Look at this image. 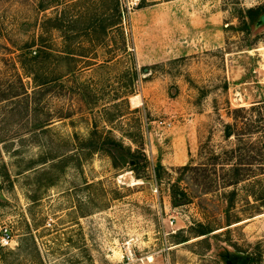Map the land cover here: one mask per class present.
Wrapping results in <instances>:
<instances>
[{
	"label": "rangeland",
	"instance_id": "1",
	"mask_svg": "<svg viewBox=\"0 0 264 264\" xmlns=\"http://www.w3.org/2000/svg\"><path fill=\"white\" fill-rule=\"evenodd\" d=\"M256 7L264 0H0V228L13 241L0 264H264ZM24 42L49 47L40 72L72 73L35 87L18 62ZM231 163L250 171L226 185Z\"/></svg>",
	"mask_w": 264,
	"mask_h": 264
},
{
	"label": "trees",
	"instance_id": "2",
	"mask_svg": "<svg viewBox=\"0 0 264 264\" xmlns=\"http://www.w3.org/2000/svg\"><path fill=\"white\" fill-rule=\"evenodd\" d=\"M114 12H117V8H113ZM247 14L250 19V21L253 23L257 18L259 17L260 14H264V7H256V8H250L247 9ZM119 21L111 23L109 26H117ZM52 28H55L61 32V37L64 38V28L60 23L54 22L52 25ZM33 44L31 42L27 43L24 42L21 47H20V52L18 54V62L21 66V68L25 71L26 75L29 76L34 84L35 87L40 88L43 85L51 82V81H56L58 79H61L64 75L66 74H71L73 69H67L66 71H56V73L53 71H45L40 72L41 69V61L46 58V56H51V51L49 50V47L43 44H37L35 47H32ZM68 52V51H66ZM71 53V52H68ZM54 57H60V52L59 53H52ZM52 72V73H51ZM18 82L20 85H22L20 79H18ZM17 93H13L10 95L9 98L16 96ZM5 95L0 94V98H5ZM259 104L264 103V99L258 100L257 102ZM237 110L243 111L246 110L243 106L239 107ZM227 130L225 131L224 135L225 136H230L233 134L230 130V125L226 124L224 126ZM261 127V126H260ZM259 128V127H258ZM105 139V142L110 144V149L113 150V152L117 151L118 158L119 160H124L125 162H128L129 160L125 159L126 154L129 152L126 151L124 152L121 147V143L118 141L113 140L112 138L108 137H103ZM94 149V148H93ZM98 149V148H95ZM260 149H264V141H261L260 143ZM109 157L111 158L113 164H116V159L113 156V153H111L109 150L106 151ZM136 162V161H134ZM229 174L227 175L226 178V185H234L237 182L244 180L248 176V172L250 171L249 168H244L243 163H231V165L228 168ZM184 195H182L181 192H178L175 189L170 190V198L171 202L175 204H179V202L182 201ZM229 204H231V199H229ZM208 230L202 229L200 230L199 234H205L207 233ZM185 239H182L183 241ZM11 264V263H7Z\"/></svg>",
	"mask_w": 264,
	"mask_h": 264
},
{
	"label": "water",
	"instance_id": "3",
	"mask_svg": "<svg viewBox=\"0 0 264 264\" xmlns=\"http://www.w3.org/2000/svg\"><path fill=\"white\" fill-rule=\"evenodd\" d=\"M256 24H264V14H260L257 18ZM132 162L131 160L129 161ZM249 257L246 255H231V256H224V263L225 264H247Z\"/></svg>",
	"mask_w": 264,
	"mask_h": 264
},
{
	"label": "built area",
	"instance_id": "4",
	"mask_svg": "<svg viewBox=\"0 0 264 264\" xmlns=\"http://www.w3.org/2000/svg\"><path fill=\"white\" fill-rule=\"evenodd\" d=\"M13 241L12 236L8 228L1 227L0 228V247L4 248H12Z\"/></svg>",
	"mask_w": 264,
	"mask_h": 264
}]
</instances>
